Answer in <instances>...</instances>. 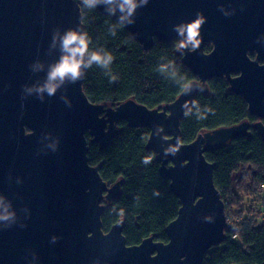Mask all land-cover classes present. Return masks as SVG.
I'll return each instance as SVG.
<instances>
[{
    "label": "water",
    "instance_id": "obj_1",
    "mask_svg": "<svg viewBox=\"0 0 264 264\" xmlns=\"http://www.w3.org/2000/svg\"><path fill=\"white\" fill-rule=\"evenodd\" d=\"M78 3L0 0V264H202L226 242L228 229L205 153L248 136L251 124L206 131L184 144L180 123L194 97L209 92L208 81L225 78L230 91L247 101L264 141V0H149L137 9L136 22L126 29L146 51L155 39L186 40L174 30L181 23L196 26L200 40L194 52L192 44L177 49L197 78L159 108L135 99L91 102L83 89L86 69L75 84L64 81L55 96L40 91L61 55L54 32L84 33ZM112 7L100 3L97 9L109 14ZM120 15L117 9L114 18ZM207 44L213 45L209 53ZM122 121L150 130L147 146L181 201L166 228L167 243L148 237L128 245L123 218L103 230L102 214L120 194L122 180L104 181L89 162V144L108 148Z\"/></svg>",
    "mask_w": 264,
    "mask_h": 264
},
{
    "label": "trees",
    "instance_id": "obj_2",
    "mask_svg": "<svg viewBox=\"0 0 264 264\" xmlns=\"http://www.w3.org/2000/svg\"><path fill=\"white\" fill-rule=\"evenodd\" d=\"M81 13L88 51H104L113 57L107 70L96 65L86 69L83 89L91 102L117 105L135 99L159 108L173 102L183 86L197 78L177 53L179 41L155 39L146 51L126 27L116 26L113 16L83 6ZM161 65L168 66L166 72L159 71ZM208 84L209 92H199L181 119V142L189 144L200 133L244 121L251 128L248 136L205 153L214 165V182L227 220L239 222H228L226 242L213 247L202 264H264V222L259 215L264 199V141L253 127L258 119L249 112L245 98L230 91L225 78L211 79ZM149 137L148 128H133L122 121L108 148L89 144V162L99 167L104 181L113 185L122 180L120 194L102 214L103 230L108 232L123 218V235L131 246L148 237L167 243L166 228L182 206L170 180L160 172L155 151L147 146Z\"/></svg>",
    "mask_w": 264,
    "mask_h": 264
},
{
    "label": "clouds",
    "instance_id": "obj_3",
    "mask_svg": "<svg viewBox=\"0 0 264 264\" xmlns=\"http://www.w3.org/2000/svg\"><path fill=\"white\" fill-rule=\"evenodd\" d=\"M100 3L114 5V7L107 10L109 15L114 17L118 9L122 15H120L116 26L127 27L136 22L133 17L136 15L137 9L146 6L149 0H79L77 6L96 9ZM197 16H202V13H197ZM116 26H113L111 30L112 35L116 34L114 30ZM174 30L180 36H186V40L179 41L178 48H186L188 44L193 45L191 49L193 52L199 48L200 40L197 39L198 33L196 26L181 23L175 25ZM58 39L61 55L58 61L51 65V71L48 74V83L44 88L40 89L41 92L46 90L49 96H55L63 82L68 79L74 84L78 82L83 75L82 69L91 68L93 65H96L107 70L113 61L112 55L108 52L88 51L89 41L86 33L79 32L75 29H68L61 37L59 29H57L53 34V47L56 46ZM167 67V65H161L159 71L164 73ZM56 81H59V83H55ZM183 87H187V85ZM185 114L187 115V113ZM144 162L148 163L147 160Z\"/></svg>",
    "mask_w": 264,
    "mask_h": 264
},
{
    "label": "flooded vegetation",
    "instance_id": "obj_4",
    "mask_svg": "<svg viewBox=\"0 0 264 264\" xmlns=\"http://www.w3.org/2000/svg\"><path fill=\"white\" fill-rule=\"evenodd\" d=\"M207 45H209L210 47H211V49L209 50V51H206L207 53H209V52H211L212 51V49H213V45L212 44H207ZM206 45V46H207ZM249 56L251 57V59H255L256 58V52L255 51H251L250 53H249ZM264 63V60H262L261 61V64H263Z\"/></svg>",
    "mask_w": 264,
    "mask_h": 264
},
{
    "label": "built area",
    "instance_id": "obj_5",
    "mask_svg": "<svg viewBox=\"0 0 264 264\" xmlns=\"http://www.w3.org/2000/svg\"><path fill=\"white\" fill-rule=\"evenodd\" d=\"M260 219H261V221L264 222V199H263V202L261 204Z\"/></svg>",
    "mask_w": 264,
    "mask_h": 264
},
{
    "label": "rangeland",
    "instance_id": "obj_6",
    "mask_svg": "<svg viewBox=\"0 0 264 264\" xmlns=\"http://www.w3.org/2000/svg\"><path fill=\"white\" fill-rule=\"evenodd\" d=\"M259 215H260V214H259ZM231 216H232V215H231ZM228 220H229L228 222H230V223H229L230 225H231V224H232V225H233V224L236 225V224L239 222L238 219H237V220H234V218H231V217H230V219H228Z\"/></svg>",
    "mask_w": 264,
    "mask_h": 264
}]
</instances>
